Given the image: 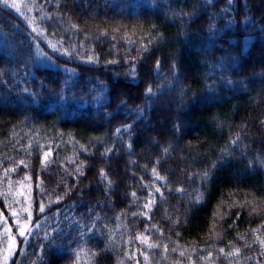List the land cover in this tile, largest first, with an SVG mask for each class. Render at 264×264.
<instances>
[{"label":"trees","instance_id":"1","mask_svg":"<svg viewBox=\"0 0 264 264\" xmlns=\"http://www.w3.org/2000/svg\"><path fill=\"white\" fill-rule=\"evenodd\" d=\"M17 5L0 0V264H69L89 234L119 264H264V0Z\"/></svg>","mask_w":264,"mask_h":264},{"label":"rangeland","instance_id":"2","mask_svg":"<svg viewBox=\"0 0 264 264\" xmlns=\"http://www.w3.org/2000/svg\"><path fill=\"white\" fill-rule=\"evenodd\" d=\"M12 3L13 0H8ZM21 0H15V3H20ZM173 42V41H171ZM12 246L11 250H13ZM67 261L69 264H119L115 259L112 258L107 250L106 242L103 238L97 235H86L72 237L67 242ZM95 254V255H93ZM7 256V257H6ZM6 264L8 263L9 257L6 254ZM5 264V261L3 262Z\"/></svg>","mask_w":264,"mask_h":264},{"label":"snow or ice","instance_id":"3","mask_svg":"<svg viewBox=\"0 0 264 264\" xmlns=\"http://www.w3.org/2000/svg\"><path fill=\"white\" fill-rule=\"evenodd\" d=\"M3 3L9 8H15L17 11H19V6L15 3V0H13L12 3H9L8 0H3ZM33 31H36V29H33ZM41 55H43V53H41ZM158 64H159V62H157V65ZM147 94L148 95H152L153 94V90H152L151 87H149L147 89ZM130 127H131V125L126 126L124 130L128 131V129H130ZM233 143H235V141H233ZM108 151H111V149H109ZM165 151L167 152V149H165ZM47 155L48 154L46 153L45 154V159L47 158ZM82 167H83V164H81L76 169V171L80 172L82 174V172H81ZM152 171H153V174L156 176V179H160V180L164 179L163 177L159 176V174L156 172L155 168H153ZM205 175H207V174L205 173ZM101 179H107L106 173L103 170H101ZM177 191H183V189H177ZM156 192H160V188L159 187L156 188ZM65 194H67V193H65ZM134 195H135V193H133V196ZM161 195H163V194L161 193ZM61 199H62V197H60V196L56 197V202L59 203V201ZM199 201H200V194L197 193V195L194 197V202L198 203ZM146 207H147V205H146ZM24 211H28V210L25 209ZM44 211H45V206H44V204H41L39 206V212L43 213ZM12 215L16 216L17 213L15 211H13ZM0 217H2V213H0ZM31 221H32V213L30 211L28 212V216H27L26 221L24 223H20L19 220H17L18 235L20 237H23V241L22 242H26L27 241V237L29 235H31V232L29 230L30 227L31 228H35V229H39L41 227V225L39 223H36L35 225H32ZM4 223H5V225L7 224L6 221H4ZM4 236L6 237L7 242H8V249L7 250L11 251L12 246L16 243V238H15V236L12 235L11 228H9L7 226L5 227ZM136 238L142 240L143 242H147V238L144 237L142 234L137 236ZM261 243L264 244V241H261ZM148 246L150 248H152V247H157L158 245L149 244ZM165 250H167L166 246H165ZM220 251L223 252V249H221ZM236 253L239 254V249L236 250ZM93 255H95V254H93ZM181 255H183V253H181ZM6 259L7 258L5 257V264H6ZM145 259H147V257H145Z\"/></svg>","mask_w":264,"mask_h":264}]
</instances>
